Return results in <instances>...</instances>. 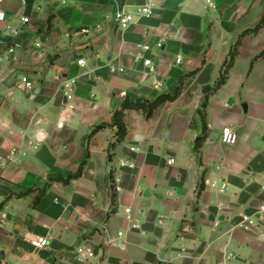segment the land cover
<instances>
[{"label": "crops", "instance_id": "obj_1", "mask_svg": "<svg viewBox=\"0 0 264 264\" xmlns=\"http://www.w3.org/2000/svg\"><path fill=\"white\" fill-rule=\"evenodd\" d=\"M148 1L3 0L0 37L22 48L0 66V264H264V219L240 226L264 206V58L251 70L264 0H151V17L115 23ZM183 77L153 118L126 111L113 147L124 101L175 93ZM39 237L46 249L31 245Z\"/></svg>", "mask_w": 264, "mask_h": 264}, {"label": "built area", "instance_id": "obj_2", "mask_svg": "<svg viewBox=\"0 0 264 264\" xmlns=\"http://www.w3.org/2000/svg\"><path fill=\"white\" fill-rule=\"evenodd\" d=\"M2 2L3 0H0V23H4L6 20L5 12L2 8ZM28 3V0H23V5L26 6ZM209 5L213 6V0L208 1ZM154 13V4L150 0L146 2L144 5L140 6L135 14H131L127 11H125L123 8L118 9L114 15V21L115 23L123 30H127L130 28L133 24H135L137 21L149 18ZM21 21L24 25H27L30 23V18L21 15ZM88 30H82V33H88ZM14 35H17V31H13ZM38 46V45H37ZM161 44L157 46L158 49L161 48ZM22 48V45L18 42H10V43H3L2 39L0 37V66L4 63V60L6 57H14L16 53ZM151 47L148 45L141 46L140 47V59H144V56L142 55L144 52H150ZM182 61L181 58L177 59V63L180 64ZM144 63L146 66H151L153 61L151 59H145ZM79 65L81 67L85 66V60L81 59L79 60ZM111 73H123L124 69L118 68L116 66L110 67ZM23 90L25 91H31L33 90L34 86L31 81L25 80L23 81ZM221 141L223 144L228 146H234L238 142V135L233 131L232 128L226 127L221 132ZM174 159H169L167 164L168 166H173L175 164ZM116 191H120V188H116ZM126 213L129 215L131 213L130 209L126 210ZM6 215L1 216V220L6 219ZM264 219V206H261L257 213L255 215H242L241 216V222L240 226L242 229L246 231H251L252 229L256 228L258 223ZM128 220L130 221L131 218L128 216ZM220 223H215V227H219ZM31 245L36 250L46 249L49 246V240L44 237H39L31 242ZM84 251L83 249H78L77 253L82 254ZM88 254L93 256L94 254L91 251H88Z\"/></svg>", "mask_w": 264, "mask_h": 264}, {"label": "trees", "instance_id": "obj_3", "mask_svg": "<svg viewBox=\"0 0 264 264\" xmlns=\"http://www.w3.org/2000/svg\"><path fill=\"white\" fill-rule=\"evenodd\" d=\"M262 29V25H260L259 27L255 28L254 30H250L247 31L243 34H250V33H258L260 30ZM240 44V40L237 43L235 49L231 52L230 58L229 60L225 63L224 65V69L221 73L220 78L218 79V81L216 82L215 85V89H220L227 81L228 77H229V73L230 70L232 69L234 62H235V58L238 55V46ZM264 58V53H262L261 55H259L251 64V70L254 67V64L259 60ZM186 77H183L180 82H179V86L176 90L175 93L172 94H162L159 97H157L154 101H147V100H131V99H126L124 101V103L121 106V109L116 111L114 113L113 116V121H112V126L113 127H117V142L115 144H113V147L117 144V143H121L126 135H127V128L126 125L124 123V116H125V112L126 111H138V112H142L145 116V118L147 120L153 118L155 116V114L157 113V111L163 107L165 104L167 103H172L175 102L182 93V88H183V84L185 81ZM105 126H99L97 127L89 136H88V140H90L97 132H99L100 130L104 129ZM204 130H207V126L206 124H204ZM84 164H82L79 172L74 175L73 177H69L68 179H55L54 181H58V182H63L64 184H68L72 178H78L79 176H81L82 174V169H83ZM202 188L200 189V191L203 190L204 186H201ZM43 191L40 192V195H42ZM40 196L38 197V199L36 200L35 203H38L40 200Z\"/></svg>", "mask_w": 264, "mask_h": 264}, {"label": "rangeland", "instance_id": "obj_4", "mask_svg": "<svg viewBox=\"0 0 264 264\" xmlns=\"http://www.w3.org/2000/svg\"><path fill=\"white\" fill-rule=\"evenodd\" d=\"M220 121H222V119H220ZM100 254H101V257H102V254H103V253H102V252H100Z\"/></svg>", "mask_w": 264, "mask_h": 264}, {"label": "water", "instance_id": "obj_5", "mask_svg": "<svg viewBox=\"0 0 264 264\" xmlns=\"http://www.w3.org/2000/svg\"><path fill=\"white\" fill-rule=\"evenodd\" d=\"M210 88V87H209ZM215 135H217V133H215Z\"/></svg>", "mask_w": 264, "mask_h": 264}]
</instances>
